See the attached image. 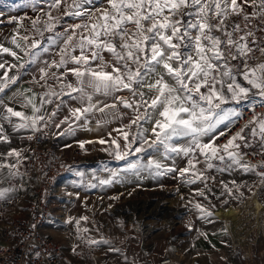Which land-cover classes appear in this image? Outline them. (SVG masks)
I'll list each match as a JSON object with an SVG mask.
<instances>
[{"label": "snow or ice", "instance_id": "1", "mask_svg": "<svg viewBox=\"0 0 264 264\" xmlns=\"http://www.w3.org/2000/svg\"><path fill=\"white\" fill-rule=\"evenodd\" d=\"M62 3L66 5L64 16L84 17L86 22L68 25L63 34L49 38L52 44H56L57 38L63 37L59 60L43 61L44 66L39 68L40 79L46 80L50 75L58 81L61 92L57 93L49 86V91L40 98V107L34 103L35 95L25 98L32 115L8 107L6 112L9 115L4 119L11 122V117L19 118L21 122L14 125L16 128L39 130L41 123L47 127L45 116L40 114L41 108L44 103H51V99L45 97L57 95L62 103L64 95L73 100L87 101V106L72 108L70 117L57 123V127L67 123L69 118L77 122L93 110L104 112L122 105L132 109L136 115L129 124L115 130L124 141L123 149L117 139L110 141L115 146V158L118 160L133 153L158 150L162 146L166 153L193 157L187 161L188 167L178 170L181 176L191 173L194 179H189L188 183L209 179L204 171L197 168L201 163L197 155L203 157L206 169L214 167L212 161L224 162L227 159L230 163L222 171L233 165L245 172L253 170L251 165L242 162L247 155L241 152L242 146H252L243 135V129L223 145L216 144L219 136L210 137L208 142H202L201 137L207 136L216 125L234 113L222 105L240 104L255 94L264 97V63L255 67L247 63L249 54L253 52L250 44L256 43L254 39L249 40L254 36L250 25L257 21L256 28H264V0H102L103 6L93 8L87 6L94 4V0H71L70 3L54 0L52 6L59 9ZM247 7L253 11L247 12ZM233 17L241 18L244 27L231 20ZM48 19L52 23L46 30L54 31L58 18L48 13ZM33 23L35 26L36 22ZM23 39L27 41L29 38L25 36ZM13 43L21 47L15 38ZM40 43L32 40L27 48H21L32 59L10 67L26 70L28 65L35 63L39 54L32 50L39 48ZM257 50L264 53V47ZM43 51L48 52L49 49L43 48ZM0 52L22 59L18 53L2 45ZM104 53L112 59L105 60ZM231 61H241V64L234 65ZM4 67L5 64L0 63V68ZM68 76L74 77L75 83L68 81ZM238 77H242L247 86ZM18 79L19 75L9 77L5 72L0 78V92ZM125 91L132 99L117 95L111 104L94 100V97H109ZM73 93L79 95L74 96ZM56 114L52 111L48 120ZM142 122H150V126L137 135L124 130L133 126L142 128ZM249 123L252 125L251 135H259L260 146L264 148V118ZM2 133L3 126L0 125V139L6 140ZM189 137L190 141L184 146L171 143L174 138ZM238 140L243 145L236 143ZM99 142L105 143L104 140ZM9 155L19 156L20 153L13 150ZM129 167L135 169L138 165L131 163ZM148 167L159 170L162 164L150 161ZM168 171L177 169L168 168ZM260 175L264 177V173ZM224 187L229 194L232 193L227 184ZM4 195L0 191V197ZM199 195L203 196L204 192L199 191ZM196 207L204 211L200 204ZM205 214L210 216L211 212ZM89 243L99 242L92 240Z\"/></svg>", "mask_w": 264, "mask_h": 264}, {"label": "rangeland", "instance_id": "2", "mask_svg": "<svg viewBox=\"0 0 264 264\" xmlns=\"http://www.w3.org/2000/svg\"><path fill=\"white\" fill-rule=\"evenodd\" d=\"M53 3L54 0H0V45L22 58L17 60L9 53L0 52V63L5 64L0 68V78L5 72L9 77L19 75L15 84L0 92V109L7 108L6 102H25V98L35 92L49 91L46 85L52 86L54 79L50 80V75L46 80L40 79L39 68L44 66L42 45L61 25L86 22L84 17L64 16L65 3L59 9L54 8ZM95 6H103L102 0H94V4L87 7ZM245 10L253 11L251 7ZM48 13L58 18L51 32L46 30L52 23ZM25 36L29 38L27 41L23 39ZM13 38L20 48L13 43ZM32 40H41L40 47L32 50L39 54L36 62L28 65L26 70L10 67L32 59L21 50ZM149 126L150 122H142V128L133 126L132 134L137 135ZM217 132L201 137V141L208 142L210 137L218 136ZM55 135L61 148L73 160L69 176L57 183L52 199L53 213L48 222L51 223L49 228L53 229L52 235L65 252L80 247L83 242L80 230H84L88 241L95 240L99 243L94 244L101 245L97 255L106 264L174 255L173 248L185 260L198 257L208 264H264V203L254 194L252 185L258 180V174L253 170L245 172L240 168L235 171L233 167V170L229 168L232 171H222L229 162L226 160L215 172L213 168L201 166L203 157L197 155L201 161L197 168L209 179L188 183L189 179H194L191 173L181 176L178 170L186 168L192 156L166 153L161 146L158 150L133 153L118 160L115 146L110 141L81 147L82 142H76L72 133L66 136H70L68 141L61 140L62 134L55 132ZM190 139L174 138L171 143L184 146ZM72 145L79 149L78 154L71 153ZM12 160L13 157L8 155L0 161L7 164ZM150 161L161 163L162 168L148 167ZM131 163L138 167L130 168ZM168 168L177 171H168ZM160 172L163 174H158ZM225 184L232 189L231 194ZM199 191L204 195H199ZM197 204L202 206L203 212ZM164 220L171 221L166 232L160 227ZM144 224L158 227L148 234L132 231L134 225L141 228Z\"/></svg>", "mask_w": 264, "mask_h": 264}, {"label": "built area", "instance_id": "3", "mask_svg": "<svg viewBox=\"0 0 264 264\" xmlns=\"http://www.w3.org/2000/svg\"><path fill=\"white\" fill-rule=\"evenodd\" d=\"M231 20L240 23L244 27L241 18L233 17ZM257 21H253L250 27L254 36L249 40H255L250 44L253 52L249 54L247 63L250 67L264 63V53L258 48L264 47V28L257 29ZM219 35V33H216ZM234 65H240L241 61H231ZM238 80L243 82L242 77ZM247 86L246 82H243ZM256 92L255 89L252 90ZM223 108L234 110L231 114V123L219 135V144L227 143L237 132L243 129V135L248 139L251 147L241 148L243 163L251 165L253 171L258 174V180L252 185L255 195L264 203V148L260 146L259 135L253 137L250 129V121L264 118V97L258 94L251 95L248 101L240 104L229 103ZM247 125V127H245ZM28 142L27 153L15 163L11 169L10 178L17 183L18 195L24 198V203H17L13 197L0 199V215L6 214L8 220L0 225V264H106L99 258L97 252L100 244L89 243L84 230H80L83 242L80 247L72 252H65L61 243L50 233H45L43 227L51 219L53 213L52 199L55 196L57 183L66 179L73 167L70 154L64 152L57 141V136L51 130L39 126V130H33L25 136ZM241 143L242 141H236ZM79 149L72 145L71 153H79ZM227 160V159H226ZM224 162L215 160L214 171L218 172ZM185 167H188L186 163ZM246 197V195H245ZM125 264H208L200 258L188 260L176 258L167 254L159 258L147 260H130Z\"/></svg>", "mask_w": 264, "mask_h": 264}, {"label": "crops", "instance_id": "4", "mask_svg": "<svg viewBox=\"0 0 264 264\" xmlns=\"http://www.w3.org/2000/svg\"><path fill=\"white\" fill-rule=\"evenodd\" d=\"M68 25L66 26L61 25L59 30L53 32L52 37H57V34H63L62 32ZM62 39L63 37L60 36L57 38V43L52 44L50 39H48L47 43L42 45V55L41 58H43V61H50V60H59V49L62 46ZM41 42V40H38ZM43 48H48V52H44ZM105 60H111V56L108 53H104ZM98 63V62H97ZM69 67H72V65H68ZM110 70V69H108ZM58 71H63V69H59ZM50 80H53L52 78ZM67 80L75 83V79L72 76H68ZM51 89L55 90L57 93L61 92L59 83L57 80H53L51 82ZM50 85H46V87ZM47 92V91H46ZM43 93H37L35 92V99L34 103L38 107H40V98L44 97ZM33 95V96H34ZM74 96H78V93H73ZM117 95H123L129 99H132V97L125 91L121 93H114L113 96L109 97H94L95 99H99L101 102H107L111 104L113 102L114 96ZM29 95L28 97H33ZM6 99V98H5ZM45 99H51V103H44L41 108V113L45 116L47 127L43 126V123H41L39 126L44 127L47 130H51L54 133L62 134L61 140L62 141H68L70 139V136L67 138L66 136L72 133L74 134V139L76 142H82L83 145L90 144L91 146L101 140H104L105 142L111 141L112 139H117L118 143L121 144V148L123 149V139L120 136V134L115 131L116 129L123 128L125 125L129 124L130 120L134 117V111L132 109H126L122 105H119L117 108H108L105 109L104 112H99L93 110L90 113L86 114V118H82L80 121L73 122L71 118L67 121V123H61L59 127L56 126L57 123H60V121L64 120L65 117H70V110L72 108L77 107H84L87 106V101H81L79 99L73 100L70 97L64 95L62 97L63 103L61 102V97L59 95L57 96H51V97H45ZM8 107L13 108L15 111H20L25 113L26 115H32V109L31 106L27 104V100L20 101V103L17 102V104H10L8 102L5 103ZM10 104V105H9ZM57 105H60V108L57 109ZM6 108V109H7ZM6 109H0V125L3 126V136H6L7 139L3 140L0 139V160L1 158L7 159L10 152L13 150L20 153L19 156L10 155L13 157V160L11 162H6L3 164L0 161V191L4 192L5 195L1 198H11L13 197L15 200H17V203H24V198L18 195L17 190V183L15 180L10 178L11 169L17 163L18 160H20L28 151V142L25 139V136L33 131L32 128H16L14 125L19 124L21 121L17 117H11V122L9 120L4 119L6 115H9L6 112ZM56 111V116L52 117L51 120H48V115L52 112ZM133 111V112H132ZM231 123V115L223 122L218 125H216L215 130H217V134L223 132L227 129V127ZM69 124H71V130H69ZM125 131H131V129L124 128ZM188 142V141H187ZM100 143V142H99ZM102 145V144H101ZM230 163V161L228 162ZM227 163V164H228ZM226 164V165H227ZM204 164L202 163L201 166ZM225 165V167H226ZM205 166V165H204ZM224 167V168H225ZM233 167H235V171L240 170L241 167L233 165L231 169L233 170ZM229 168L226 171H232ZM8 220V217H6V214L0 215V225L6 223ZM49 222V220H48ZM43 227V231L45 233H53V229L49 228L48 223ZM0 245H2V241L0 240Z\"/></svg>", "mask_w": 264, "mask_h": 264}, {"label": "bare ground", "instance_id": "5", "mask_svg": "<svg viewBox=\"0 0 264 264\" xmlns=\"http://www.w3.org/2000/svg\"><path fill=\"white\" fill-rule=\"evenodd\" d=\"M168 207H171V206L168 205ZM170 222H171V221L164 220V221L162 222L163 225H162V224L160 225L161 229H162L163 231L166 232V230H168V229L171 227ZM157 227H158V226L155 225V224H152V225L144 224V226H142L141 228H140L139 226H137V225H134V229H133L132 231L137 232V233H139V234H148V233H150L153 229H156ZM173 251H174L173 254L176 256V258H181V259H182V257L180 256V254H179V252L177 251L176 248H173ZM179 256H180V257H179ZM193 258H198V257H193ZM190 259H191V258H190ZM186 260H188V259H186Z\"/></svg>", "mask_w": 264, "mask_h": 264}]
</instances>
